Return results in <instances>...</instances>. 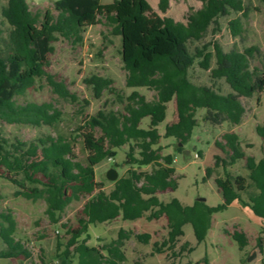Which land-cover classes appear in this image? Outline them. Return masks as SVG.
Wrapping results in <instances>:
<instances>
[{"label": "trees", "instance_id": "1", "mask_svg": "<svg viewBox=\"0 0 264 264\" xmlns=\"http://www.w3.org/2000/svg\"><path fill=\"white\" fill-rule=\"evenodd\" d=\"M7 1L2 15L11 31L9 54L0 55V119L36 126L55 122L58 113L51 105L32 103L18 107L16 98L24 96L44 75L52 51V32L80 33L95 25L100 18L116 24L120 30L122 59L128 73L127 87H144L156 92L152 101L133 92L127 99L124 114L98 116L83 124L82 129L90 127L103 131V138L99 141H91L83 135L86 149L93 155L87 165L76 161L71 143L63 137L40 139L22 157L7 154L0 140V167L23 172L27 181L39 184L41 188H29L14 178L6 179L18 188V196L33 201L44 199L48 205L47 213L53 220L72 202L88 198L78 219V227L72 230L71 239L57 256L58 264H123L126 256L122 247L129 237L125 230L119 231L116 241L102 248L88 246L91 225L110 223L119 218L155 221L166 217L168 239L163 247L170 250L185 236L184 227L188 224L193 227L196 241L199 244L204 242L212 227L213 215L227 210L235 202L249 208L264 221V155L259 161L247 157L235 133H226L223 142H216V147L225 154V158L215 156V167H222L225 176L215 181L223 197L222 204L210 207L197 200L192 206H184L178 199L165 203L158 197L175 191L178 186L175 157L163 155L159 147L163 136L158 127L165 122L168 104L173 99H176L178 121L166 126L165 137L183 144L188 143L198 126L196 113L199 109L222 115L232 125H240L243 121L246 108L233 94L223 95L212 87L196 86L190 81L189 70L196 57H203L200 65L209 70L213 55L202 51L195 56L186 47L189 42L202 40L213 24L218 25L220 17L231 12L248 17L243 0H201L203 7L188 14L184 22H177L167 15L170 0H159L158 12L152 9L148 0H117L110 5H104L102 0H57V15L33 12L26 0ZM229 28L234 37L240 36L242 19L232 20ZM213 47L217 61V68L212 70L213 79H224L233 92L245 98L264 91V78L257 82L258 70L251 68L254 48L242 53L235 50L225 53L218 43ZM50 84L61 97H69L62 83L50 78ZM95 87L97 96H100L104 86L95 82ZM146 119L149 124L143 128ZM256 132L264 143V124L257 126ZM124 146H129L124 161L129 169L107 193L95 180V168L105 159L114 158L115 149ZM240 160L246 161L247 177H233L228 171V167ZM148 166L154 169L150 172L142 170ZM211 173L208 168L206 177ZM39 174L44 180L37 178ZM16 231L17 223L12 214L0 212V239L6 246L0 250V258L30 257L24 245L16 240ZM233 238L241 249L248 244L244 234L234 233ZM136 239L149 244L151 235L138 234ZM258 247L264 253L260 238Z\"/></svg>", "mask_w": 264, "mask_h": 264}, {"label": "rangeland", "instance_id": "2", "mask_svg": "<svg viewBox=\"0 0 264 264\" xmlns=\"http://www.w3.org/2000/svg\"><path fill=\"white\" fill-rule=\"evenodd\" d=\"M33 12L42 14L49 12L57 15L55 2L57 0H26ZM117 0H102L104 5L113 4ZM155 12L159 0H148ZM248 9V17L231 12L218 19V25L213 24L200 41L187 44L188 51L195 56L198 52L212 54L211 67L205 70L200 64L203 57H196L194 66L189 70V79L196 86L212 87L223 94H233L246 108V114L240 125L228 123L222 115H214L206 109L196 113L198 126L193 131L191 139L183 144L174 138H166V126L178 121L176 99L168 104L167 118L159 127L163 136L159 147L162 154H172L175 157V177L178 182L175 191L159 194L162 202L168 203L178 199L184 206H192L197 200L205 199L210 207L223 203V197L215 183L216 179L224 178L222 167H215V156L225 158V154L216 147V142H223L226 133L239 136L242 149L247 157L259 161L264 155V143L256 132L259 125L264 124V91L256 93L252 98H245L230 88L224 79H213L212 70L217 68L214 43H218L225 53L232 50L244 52L254 48L251 58V68L258 70V79L264 78V0H243ZM8 4L0 0V55L9 54V35L11 27L2 15ZM203 7L201 0H170L168 16L177 22H184L185 17ZM160 14V13H159ZM161 15V14H160ZM241 18L243 32L234 37L229 23ZM51 53L44 68L45 73L36 80L35 86L24 96L16 98L18 107L29 104L51 105L57 111V118L52 125L36 126L30 123H9L0 119V140L7 154L14 157L22 155L33 144L47 137L66 138L72 145L76 161L84 165L93 157L86 149L84 136L91 141L103 138L100 128L82 129L84 123L98 116L109 117L125 113L127 99L133 92H139L147 100L152 101L156 92L148 88H129L126 85L127 71L122 59V39L116 24L105 19L80 33L52 32ZM50 78L62 83L69 92V97H61L50 84ZM95 82L103 85L100 96H97ZM260 85L258 84V88ZM53 114V112H50ZM149 120L142 123L147 128ZM158 146H156L157 148ZM178 148L182 150L179 151ZM116 156L107 158L95 168V180L102 184L109 193L115 181L126 176L129 166L124 165L129 146L115 149ZM212 173L206 177V170ZM153 166L142 170L150 172ZM113 172L116 180L109 178ZM233 176H248L246 161L240 160L236 165L228 167ZM6 177L22 182L26 187H40L25 179L23 172H12L5 166L0 167V212L10 213L17 223L16 240L29 252L30 257L0 258V264H58L57 256L64 250V245L71 239V232L78 227L88 198L72 202L54 220L47 213V203L44 199L28 200L17 195L18 188ZM38 179L44 180L42 174ZM244 198L247 200L246 195ZM168 222L166 217L160 220L148 221L145 218L136 221H116L91 225V239L88 246L102 248L116 241L120 230L128 232L122 251L126 256L123 264H264V253L258 247V239L264 247V221L253 212L235 202L227 210L213 215L212 227L204 242L196 241L193 227H184L185 236L180 238L174 249L163 247L168 239ZM234 233L244 234L248 240L246 247L241 249L233 238ZM138 234H150L149 244L136 239ZM59 244L62 246L60 247ZM6 246L0 239V250ZM107 254L106 252H104Z\"/></svg>", "mask_w": 264, "mask_h": 264}, {"label": "water", "instance_id": "3", "mask_svg": "<svg viewBox=\"0 0 264 264\" xmlns=\"http://www.w3.org/2000/svg\"><path fill=\"white\" fill-rule=\"evenodd\" d=\"M109 178H110L111 180H116V179H117V176L111 171V172L109 173ZM199 201H203V202H205L206 200H205V199H200Z\"/></svg>", "mask_w": 264, "mask_h": 264}]
</instances>
